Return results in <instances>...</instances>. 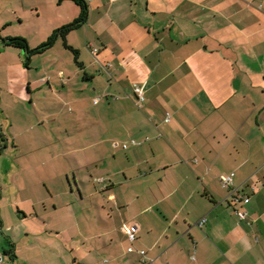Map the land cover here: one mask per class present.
<instances>
[{
	"label": "crops",
	"instance_id": "obj_1",
	"mask_svg": "<svg viewBox=\"0 0 264 264\" xmlns=\"http://www.w3.org/2000/svg\"><path fill=\"white\" fill-rule=\"evenodd\" d=\"M88 3L87 21L67 35L82 63L74 59L79 71L67 83L81 93L91 86L101 91L106 126L122 131L107 138L111 148L103 152L116 162L124 160L122 152L134 158L106 178L76 179L91 188L92 203L111 219L100 215L99 233H112L115 211L128 242L125 227L135 232L136 257L124 264H264V0ZM49 5L50 33L80 13L71 0ZM76 32L94 63L80 60ZM134 85L145 86L142 104ZM86 97H77L78 103ZM231 172L250 196L246 219L238 217L241 205L220 180ZM132 182H138L133 193L115 192ZM28 188L14 186L21 198L10 204L18 214L9 208L12 220L0 192V264H49L40 262L38 244L53 231L40 208L45 193L36 186L22 192ZM202 217L207 221L201 227ZM11 244L16 259L5 252Z\"/></svg>",
	"mask_w": 264,
	"mask_h": 264
},
{
	"label": "rangeland",
	"instance_id": "obj_2",
	"mask_svg": "<svg viewBox=\"0 0 264 264\" xmlns=\"http://www.w3.org/2000/svg\"><path fill=\"white\" fill-rule=\"evenodd\" d=\"M53 19L49 0H0V192L4 212L9 220L13 219L9 208L18 215L15 204L10 206L21 198L15 194L14 186L29 187L22 192L36 186L45 193L40 208H46L44 214L53 230L38 241L42 248L40 262L124 264L134 259L137 251L136 243L128 242L122 231L124 220L115 211L112 233L100 234L104 227L100 215L111 219L92 203L91 188L76 181L106 178L108 170L116 173L126 167L124 160L131 164L134 159L129 152H122L124 160L116 162L111 152H103L111 148L107 138L122 131L106 126L101 91L91 86L81 93L80 86L67 83L68 78H75L79 67L62 39L49 51L32 56L29 67L25 65V51L7 46L2 40L22 36L35 47L51 34ZM76 33L82 48L80 60L86 65L94 63L82 35ZM84 95L87 99L81 105L77 97ZM133 140L138 142L129 139ZM132 183L121 184L115 192L133 193L138 182ZM49 190L55 193L54 198L47 194ZM109 206L106 205L108 210ZM129 246L134 252L128 251Z\"/></svg>",
	"mask_w": 264,
	"mask_h": 264
},
{
	"label": "trees",
	"instance_id": "obj_3",
	"mask_svg": "<svg viewBox=\"0 0 264 264\" xmlns=\"http://www.w3.org/2000/svg\"><path fill=\"white\" fill-rule=\"evenodd\" d=\"M59 3L64 0H57ZM79 6L80 13L79 16L74 19L71 23L65 24L61 27H58L53 30V32L48 36V38L36 47H31L28 40L22 36H10L2 38L3 42L7 46H13L19 49H22L26 53L25 65L29 67L30 60L32 56L36 54L43 53L53 47L58 39H62L64 46L69 49L73 55L77 65L82 66V63L79 61V51L74 48L67 42V35L82 26L88 19L89 16V3L87 0H72ZM6 254L10 256L11 259H16L15 246L14 244L10 245L8 250H5Z\"/></svg>",
	"mask_w": 264,
	"mask_h": 264
},
{
	"label": "built area",
	"instance_id": "obj_4",
	"mask_svg": "<svg viewBox=\"0 0 264 264\" xmlns=\"http://www.w3.org/2000/svg\"><path fill=\"white\" fill-rule=\"evenodd\" d=\"M89 1V0H87ZM96 51V49H95ZM134 93L137 97V101L138 103L142 104L145 101V86L144 85H134L133 87ZM95 102L97 103L98 100H95ZM149 139V138H147ZM134 144H136L137 142L135 140L132 141ZM234 172L228 173V174H223L220 176V180L222 183V186L227 188L228 190V196L231 198L232 202L236 203V204H240L241 207L236 208V214L238 215V217L240 219H246L248 217V212L247 210L244 208V205H246L249 201H250V196L243 193L242 191H240V189L234 184ZM207 221L206 217H202L197 224L199 226H203ZM125 230L127 232V236L129 238V240L131 242H133L136 239V234L133 230L125 227ZM129 251H133L134 248L133 247H129L128 249ZM140 254L142 256L145 255V250H140L139 251ZM145 263V261L143 260V264Z\"/></svg>",
	"mask_w": 264,
	"mask_h": 264
}]
</instances>
